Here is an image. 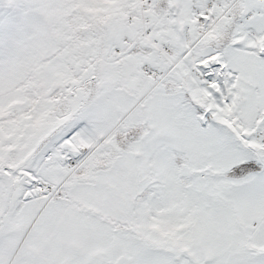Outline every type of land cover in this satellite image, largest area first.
I'll return each instance as SVG.
<instances>
[{"label": "snow or ice", "instance_id": "snow-or-ice-1", "mask_svg": "<svg viewBox=\"0 0 264 264\" xmlns=\"http://www.w3.org/2000/svg\"><path fill=\"white\" fill-rule=\"evenodd\" d=\"M0 264H264V0H0Z\"/></svg>", "mask_w": 264, "mask_h": 264}]
</instances>
